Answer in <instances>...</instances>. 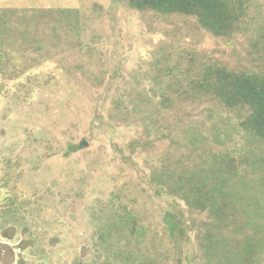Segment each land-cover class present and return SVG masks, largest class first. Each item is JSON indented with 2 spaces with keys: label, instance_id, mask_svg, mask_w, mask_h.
Wrapping results in <instances>:
<instances>
[{
  "label": "rangeland",
  "instance_id": "rangeland-1",
  "mask_svg": "<svg viewBox=\"0 0 264 264\" xmlns=\"http://www.w3.org/2000/svg\"><path fill=\"white\" fill-rule=\"evenodd\" d=\"M244 4L252 23L243 50L238 46L241 62L257 61L264 68V43L257 44L258 51L248 43L254 41L250 29H264V0ZM62 10L71 12L70 21ZM4 21L11 27L8 33L1 30ZM231 50L193 19L141 14L110 0H0L1 67L11 78L1 75L0 67V208L5 198L10 201L0 209V264L102 262L92 234L99 211L118 194L140 214L143 259L149 254L167 264L201 263L191 254L201 256L204 215L187 211L183 202L174 203L165 193H154L150 166L168 150L182 156L227 147L241 159L247 136L240 139L244 132L237 128L238 120L231 115L226 121L222 112L236 134L229 141L222 135L226 143H217L212 127L221 126L220 111L205 118L215 110L200 99L177 104L175 114L170 110L158 116L166 75L155 80L154 63L164 52L166 66L178 65L182 71L208 59L233 66ZM125 92L131 95L125 100L139 94L135 110L131 100L112 106ZM197 129L204 135L198 136ZM188 130L196 135L194 142L184 137ZM81 141L88 146L80 150ZM130 142L138 144L133 153ZM166 209L183 214L186 235L178 242L170 235L179 233H172L163 220ZM114 261L109 258L112 264H128Z\"/></svg>",
  "mask_w": 264,
  "mask_h": 264
},
{
  "label": "trees",
  "instance_id": "trees-1",
  "mask_svg": "<svg viewBox=\"0 0 264 264\" xmlns=\"http://www.w3.org/2000/svg\"><path fill=\"white\" fill-rule=\"evenodd\" d=\"M110 1L116 6L141 14L155 13L166 18L173 16L193 19L205 33L232 46L235 65L208 59L207 62L201 61L197 68V61L196 64L188 65L186 71L179 70L178 65L167 67L165 53L161 52L163 55L158 56L154 63L157 70L154 78L156 80L158 76L166 75V85L160 92L161 99L155 111L163 117L169 115L170 110L175 114L179 110L177 104H188L196 99L212 103L215 111L210 109L205 118H212V113L216 114L218 109L221 122L220 127H212L214 140L223 144L226 142L222 140V135L229 141L231 133L236 134L229 127L230 124H226L220 117L222 112L227 113L226 121L234 116L238 120L237 128L244 132L240 139L243 135L247 136L243 157L235 158L227 147L221 151L202 149L198 153L189 152L182 156L169 155L168 150L166 157L159 154L157 164L150 166L148 179L155 185L154 193L158 196L165 193L175 199L174 203L177 200L183 202L187 211L204 215L207 222L201 224V237L205 244L199 242L203 249L201 256L191 254L194 261L201 260L202 264H264V68L257 61L252 65L241 62L242 46L248 39L247 32L252 23L246 14V0ZM60 13L70 21L69 10ZM74 16H79L78 12ZM6 18L9 19L7 14ZM2 23L1 30L8 33L6 29L10 30V25L6 21ZM57 29L60 30V27L57 26ZM55 30L56 27H53ZM249 33L254 41H247L254 51H258L257 44L261 41L264 43V29L256 27L250 29ZM262 55L264 57V46ZM2 62L0 59V67ZM162 64L166 71L161 68ZM1 68V75L11 80L6 76V70ZM138 81L135 86H138ZM135 93L133 99H126L133 102V110L139 99V94ZM123 96L131 97L125 92L113 101L112 106H125L127 101ZM195 132L198 136L204 135L199 129ZM184 137L190 138L192 142L196 140V135L191 134L190 130ZM137 145L136 142H130L129 151L133 153ZM73 146L70 148L73 149ZM166 148L170 149V145L167 144ZM193 151L197 152L198 149L194 147ZM183 156L186 161L182 160ZM112 196L114 198L107 200L99 211L96 219L98 225L92 234L93 246L101 249L99 254L103 261H92L91 264H112L109 258L113 262L119 259L128 264H167L159 262L157 258H150L149 254L145 259L141 257L140 254L146 252L141 251L144 227L139 222L140 214L128 209L119 199V194ZM9 202V197L5 198L0 209L5 210ZM103 213L105 217L102 219ZM177 214L166 209L163 219L172 233H179L180 236L170 235L176 242L177 238L180 241L186 235L183 214L181 211ZM190 226L194 227L195 223ZM125 245L133 247V251L124 249ZM182 254H178V262Z\"/></svg>",
  "mask_w": 264,
  "mask_h": 264
},
{
  "label": "water",
  "instance_id": "water-1",
  "mask_svg": "<svg viewBox=\"0 0 264 264\" xmlns=\"http://www.w3.org/2000/svg\"><path fill=\"white\" fill-rule=\"evenodd\" d=\"M88 145H87V143H86V141H81L79 144H78V148L81 150V149H83V148H85V147H87Z\"/></svg>",
  "mask_w": 264,
  "mask_h": 264
}]
</instances>
